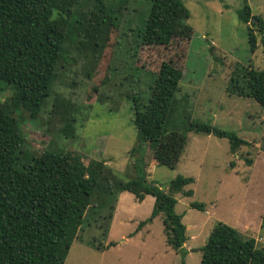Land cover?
<instances>
[{"label":"rangeland","instance_id":"1","mask_svg":"<svg viewBox=\"0 0 264 264\" xmlns=\"http://www.w3.org/2000/svg\"><path fill=\"white\" fill-rule=\"evenodd\" d=\"M118 2L104 0V5L116 9ZM183 2L190 12L189 24L194 33L186 58L185 45L178 47L176 41L172 43L177 63L182 64L177 98L185 107L178 108L180 123L185 124L188 119L209 124L234 132L249 145L232 154L227 139L190 131L187 153L173 170L151 165V161L156 162L149 144L141 146L142 152L137 149V153H132L137 145L132 99L147 103L154 81L151 74L157 72L163 58L159 48H144L132 64L127 52L135 37L132 29L143 26L149 6L146 0H131L128 8L122 6L116 13L118 27L112 29L99 20L103 15L95 10L93 0H82L72 17L66 60L57 68L51 96L35 117L27 109L18 114L25 148L32 154L76 152L88 167L102 162L126 181L135 179L133 164L139 159L147 179L158 182L165 190L167 183L178 175L192 177L195 182L188 188L193 196L178 197L175 211L184 215L187 238L196 233L198 223L201 231L195 234L196 240L187 242L190 249L185 248L182 257L167 245L160 216L136 231L137 224L150 216L152 206L148 202L130 206L131 200L117 214L102 250L86 244L93 236L99 238V232L85 230L80 239L83 242H73L64 264H181L182 260L184 264H199L200 248L219 222L245 238L253 237L256 248L264 250V107L227 92L233 64L250 65L256 70L264 67L259 34L256 33L257 45L252 52L248 27L237 16L248 5L251 14L264 21V0ZM89 11L94 13L91 21ZM99 29H103L102 37L97 36ZM90 37L96 40L89 41ZM211 47L221 59L212 57ZM171 56L172 52L166 58ZM181 57L186 59L185 65ZM134 65L143 71L136 70ZM4 85L0 102L12 95L11 87ZM246 160L251 161L250 166ZM192 202L203 204L209 214L193 210L189 206ZM110 243L113 245L107 247Z\"/></svg>","mask_w":264,"mask_h":264},{"label":"trees","instance_id":"2","mask_svg":"<svg viewBox=\"0 0 264 264\" xmlns=\"http://www.w3.org/2000/svg\"><path fill=\"white\" fill-rule=\"evenodd\" d=\"M81 1L0 0V93L3 84L12 89L11 97L0 102V264H64L73 242H83L80 239L85 230L99 232V238L93 236L86 244L102 250L117 196L122 192L132 194L137 202L145 196L154 199L150 216L138 223L136 231L160 216L167 245L183 257L186 227L183 215L176 213L175 207L177 196L192 197L193 191L188 188L194 183L192 177L178 175L167 183L165 190L158 182L147 179L139 159L133 164L135 179L126 181L102 162L88 167L76 152L32 154L25 148L18 114L27 109L35 117L51 96L57 68L66 60L72 17ZM93 1L95 10L103 15L101 23L112 29L118 27L116 13L131 4V0H119L114 9L106 7L104 0ZM146 1L147 19L143 26L132 29L135 37L127 52L134 61L132 64L144 48H159L163 58L157 72L151 74L154 81L147 103L132 99V123L137 132V145L132 153L137 149L142 152L141 146L149 144L156 164L173 170L190 131L227 139L232 154L249 145L234 132L221 131L209 124L188 119L185 124L180 123L178 108L185 105L177 94L183 74L172 43L176 41L178 47L185 45L186 58L194 33L189 24L191 15L183 0ZM89 14L91 21L94 13ZM237 16L248 27L251 51L256 48L258 33L264 52V21L252 15L248 5ZM85 29L89 37L87 25ZM102 31L99 29L97 36L102 37ZM91 40L96 39L90 37ZM171 52L172 56L166 58ZM210 53L221 59L214 47ZM134 68L143 71L142 67L134 65ZM108 79L109 76L104 85ZM228 83L229 94L249 98L264 107V67L256 70L235 63ZM245 162L250 166V160ZM190 207L204 211L203 204L192 202ZM200 252L199 264H264V250L256 248L253 237L245 238L220 222Z\"/></svg>","mask_w":264,"mask_h":264},{"label":"crops","instance_id":"3","mask_svg":"<svg viewBox=\"0 0 264 264\" xmlns=\"http://www.w3.org/2000/svg\"><path fill=\"white\" fill-rule=\"evenodd\" d=\"M206 136H209V135H206ZM188 140V139H187ZM187 143H186V146H185V149H184V151H183V153H182V155L181 156H184L186 153H187ZM181 158V157H180ZM184 158V157H183ZM180 161V160H179ZM179 163V162H178ZM151 165L153 166V167H156L157 165H156V163H154L153 161H151ZM194 182H195V180H194ZM194 184V183H193ZM190 189V188H189ZM193 196V195H192ZM178 197H181V196H177V204H178ZM191 198V197H190ZM131 200L133 201V202H131ZM128 202H131V203H129L130 204V206L131 205H133V203L135 204V203H139V204H142V203H144V202H148L149 204H150V206H152V208H153V205H154V199L152 198V197H150V196H145V198L141 201V202H137L136 201V199L134 198V196L132 195V194H130V193H128V192H122V193H120L118 196H117V201H116V205H115V209H114V213H113V217H112V220H111V223H110V226H109V231H108V236L107 237H109L110 235H111V232H112V229H113V225H114V220H115V218H116V216H117V214L118 213H120L122 210H125L126 208H127V203ZM177 206V205H176ZM189 206H190V204H189ZM134 207L135 206H132V210H134ZM152 208H151V210H152ZM176 208V207H175ZM264 209V208H263ZM193 210H195V209H193ZM196 211H198V210H196ZM151 212V211H150ZM199 213H205V214H209L208 213V211H204V212H202V211H198ZM264 213V210L262 211V214ZM151 214V213H150ZM262 214H261V217H262ZM183 215V214H182ZM183 217H184V215H183ZM183 219V218H182ZM199 224V226L196 228V233L195 234H197V233H199L200 231H201V224L200 223H198ZM138 225V224H137ZM195 234H193L190 238H187V240H186V242H185V244H184V248H187V249H190V245L189 244H187V242L188 241H194V240H196V236H195ZM125 237V235L124 234H122L121 235V238H124Z\"/></svg>","mask_w":264,"mask_h":264}]
</instances>
